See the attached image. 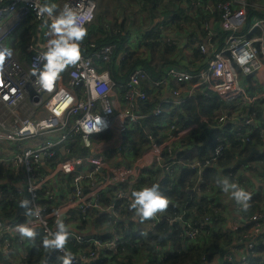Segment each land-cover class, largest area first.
<instances>
[{
	"label": "built area",
	"instance_id": "obj_1",
	"mask_svg": "<svg viewBox=\"0 0 264 264\" xmlns=\"http://www.w3.org/2000/svg\"><path fill=\"white\" fill-rule=\"evenodd\" d=\"M36 3L42 1L0 0V48L12 50V55L0 62V141L10 146L0 155V163L11 166L14 172L19 170L18 180L8 177L9 183L15 185L12 197L16 198L18 206L21 200L27 198L31 201L29 206L39 210V215L33 216L19 212L24 221L0 222V255L7 258V264H26L28 238L21 237L16 226L28 223L45 238L55 230V211L66 209L63 220L70 232L68 239L76 241L82 250L72 253V264H79L80 260L94 258L95 248L115 251L122 243L131 242L134 232L140 226H153L160 222L159 213L143 222L133 218L135 214L129 204L135 185H148L149 178L157 174L158 180H168L167 188H170L175 169L185 165L196 180L188 191L194 190L200 194L203 171L207 167H219L226 144L219 142L207 157L199 160L185 162L180 158L175 159L171 155L175 145L178 142L180 144V138L194 125L176 130L173 124L163 123L161 141L145 131L142 145L132 150L128 145L131 143L128 135L133 141L139 142V137L130 135V131L145 117L134 109L148 98L137 86L142 80L150 79V76L141 70H134L122 85L125 88L122 98L118 94V83L98 63L105 64L110 60L114 44L102 46L89 55L80 52V61L65 68L51 92L38 91L39 85L31 69L39 67L41 63L36 61V57L45 50L51 20L47 15L37 16L33 7ZM66 3L76 12L77 19L84 27L92 22L96 7L94 0H67L59 10ZM245 5V0H228L218 6L221 20L213 21L214 26L218 25L214 28L220 27L229 32L224 45L219 49L210 41V37L217 33L207 31L208 25L203 24L206 36L202 42L194 41L193 46L208 55L204 68L195 74L171 68L167 72L168 79L154 82L155 86H162L168 91L163 93V101L172 107L180 106L190 98L195 88L216 94L220 104L214 111L215 126L220 128L231 124L234 138L241 141L251 138L253 131L250 126L256 122L254 114L246 116L240 108L258 104L264 107V22L255 18L244 34L237 35L236 32L246 20ZM209 9L204 8L205 11ZM171 27L170 24L158 26L164 32L171 30ZM178 36L177 44L181 47L182 38ZM129 40H137V37H130ZM20 42L27 59H20L14 48ZM165 42L170 46L175 45L170 36L166 37ZM90 46L94 47V44ZM183 53L190 55L191 49L186 48ZM104 73H107L108 81L100 79ZM245 77L251 80L246 82L243 80ZM170 79L176 83L175 88L167 87ZM183 84L188 87L185 88ZM61 90L67 92L68 96L58 95ZM68 97L71 99L65 103ZM163 112L165 109L158 106L152 114L160 116ZM97 114L104 121V126L99 131L86 133L84 125H90L91 118ZM259 133L264 136V125L259 128ZM74 143H80L82 147L90 149L91 153L57 158L55 150L66 153ZM263 144L256 147L258 155H264ZM120 149L122 153H117ZM105 150L114 155H105ZM117 154H120V161L116 160ZM111 159L114 162L109 164ZM37 166L44 168L43 174L37 171ZM218 169L220 172L223 170ZM229 176L251 195L258 191L244 179L241 169L235 168ZM260 189H264V179ZM42 191L46 203L40 202ZM2 197L0 191V199ZM232 204L235 210L231 212L238 219L225 221L222 225L223 229L231 232L232 242L228 251L218 254L215 261L218 264L229 262L235 256L236 264H252L254 258L264 253V237L261 236L264 231V205L251 217H241L240 206L233 200ZM178 209L179 216L171 221H177L182 226L187 243H202V237L208 231L203 224L190 223L191 208H188L187 203L180 204ZM92 211L99 212L97 214L101 221L95 222L96 233L89 235L87 228L93 218L89 217ZM127 213L131 217L121 228ZM184 215L185 218H182ZM131 218L134 224L129 225L128 220ZM248 225L247 230L238 232ZM97 233H105L106 238L102 239ZM258 236H261L259 242ZM13 237L16 238L15 243ZM133 243L140 245L139 238H135ZM49 253L63 254L56 249H49ZM41 264L47 263L42 260Z\"/></svg>",
	"mask_w": 264,
	"mask_h": 264
},
{
	"label": "trees",
	"instance_id": "obj_2",
	"mask_svg": "<svg viewBox=\"0 0 264 264\" xmlns=\"http://www.w3.org/2000/svg\"><path fill=\"white\" fill-rule=\"evenodd\" d=\"M41 1L42 3L55 4V11H58L60 4L67 0H63L61 3H56L58 0ZM94 1L96 3L94 18L85 26L87 31L84 38L79 42L80 52L89 55L102 46L115 45L110 60L105 64L98 63L109 72L112 80L118 83L120 86L118 94L122 98L125 92L122 85L134 70H141L150 76V79L142 80L137 86L148 98L140 102L137 109H134L136 112L144 114L145 117L130 131V135L139 137V142L133 141L128 135L131 142L128 144L129 147L135 151V148L142 145V137L145 131L152 133L154 137H158V141H161L164 130L163 123L173 124L176 130L194 125L180 138V145L183 146V149L178 151V157L185 162L207 157L212 148L219 142L225 143L226 147L219 161V167L211 166L203 171L200 194L196 191L185 190L186 187L191 188L196 181L193 173L187 168L178 174L177 168L175 169V174L170 180V188H167L168 180H158L157 174L149 178L150 184L148 185L158 183L160 191L167 197L169 203L163 210L164 214L161 221L154 229L145 231L142 240L139 239L142 246H133L131 243L136 237L142 235L143 226L137 228L131 242L122 243L112 252L93 248L96 256L88 261L80 260L79 264H218L215 258L221 252L224 254L228 251L233 237L231 232L222 228L229 212L228 206L224 203L223 192L216 183L220 173L218 168L223 169L224 176H228L230 171L234 172L235 168L241 170L246 168L240 165L235 166V164L237 159L248 156L252 148L264 143V136L259 133V128L264 125V107L262 104H258L253 107L243 106L240 108L241 113L246 116L254 114V121L256 122L250 126V130L253 131L251 138L247 141H241L234 138L231 124L228 127L218 128L215 126L214 111L220 104L216 94L209 90L201 91L199 88H195L192 90L190 98L179 104L180 106L174 105L175 107H172L163 101V93L168 91L162 86H155L154 82L164 78L168 79L167 72L171 68L195 74L206 66L208 55L203 54L198 47H194L193 43L196 40L202 42L207 31H215L217 35L210 37L211 43L218 49L224 45L229 32L220 27L214 28L213 21L219 22L221 20V11H219L218 6L228 0ZM245 2L246 20L242 28L236 32L237 35L244 34L255 18L264 22V0H245ZM205 7H210V9L205 11ZM205 23L208 25L207 31L203 29ZM160 24H170L172 29L164 32L158 28ZM131 31H138L137 40H129ZM178 35L182 38L181 47L177 44L179 42ZM168 36L174 40L173 44L175 45L170 46L165 42ZM91 43L94 44V47L90 46ZM14 48L20 59H27L21 42L14 45ZM186 48L191 49L190 55L183 53ZM243 80L248 82L251 79L245 77ZM183 85L185 88L188 87L187 84ZM167 87L175 88L176 83L170 79ZM170 97L172 98V96ZM158 106L163 107L165 112L160 116H153V110ZM119 152L122 150L120 149ZM55 153L57 158H64L91 152L90 149L82 147L80 143H74L66 153H61L58 149L55 150ZM249 162L258 164L257 173L263 180L264 155L253 154ZM37 171L43 174L44 168L37 166ZM5 175L18 180L11 166L0 163V181ZM229 178L232 177L229 176ZM14 186L10 183L3 184L0 182V191L3 194L0 199L1 223L4 221H24V217L17 213L19 207L17 200L12 197ZM138 188L140 185H135V189ZM260 190L250 196L249 207L240 212L241 217H251L252 214L262 209L264 192ZM43 195L44 192L42 191L40 202L46 203L47 199ZM183 203H187L188 208H191L189 209L190 223L203 224L204 229L208 231L207 235L202 237V243H187L182 226L177 221H171L174 217L179 216L178 206ZM232 210L235 208L232 207L230 211ZM97 213L99 212L92 211L89 217H97L98 219ZM130 217L131 214L127 213L121 223V228ZM182 218H185V215ZM97 221L101 220L98 219ZM106 221L107 219H105ZM128 224H134V220L131 218L128 220ZM249 226L240 228L238 232L247 230ZM35 233L33 238L27 239L29 246L25 258L26 264H41L42 260H45L47 264H59L61 254L49 253V249L43 247L44 236L42 233L40 231ZM104 234H99L102 239L106 238V234ZM261 236L264 237V231ZM261 236H258V242ZM15 239V237L12 238L14 243ZM65 248L70 249L72 253L82 251L79 244L70 239L67 240ZM253 260L252 264H264V253ZM236 262V257L233 256L231 261L219 264H236Z\"/></svg>",
	"mask_w": 264,
	"mask_h": 264
},
{
	"label": "clouds",
	"instance_id": "obj_3",
	"mask_svg": "<svg viewBox=\"0 0 264 264\" xmlns=\"http://www.w3.org/2000/svg\"><path fill=\"white\" fill-rule=\"evenodd\" d=\"M36 9L37 16H45L51 20L49 25V38L45 43V50L36 57V61L41 62L39 67H33L31 69L32 75L35 77L36 82L39 85L38 91L51 92L54 87V83L60 77V74L70 65H76L81 58L79 42L86 35V28L83 23L77 19V14L69 4H65L62 9L55 11L56 5L45 3L33 4ZM12 50L10 48H0V62L4 60L6 56H11ZM100 79L108 81L107 73L101 75ZM58 95L67 97L68 94L64 90H61ZM70 97L65 100V103L70 101ZM107 111V110H106ZM91 124L84 125V131L91 133L93 131H99L104 126V121L100 115H96L91 118ZM256 149V148H255ZM122 153V152H117ZM109 156L107 150L104 152ZM257 154V153H254ZM112 157V155L110 156ZM114 162L112 159L110 160ZM251 165L258 166L253 163ZM216 183L221 191L228 193L231 199L240 206L241 210H247L249 207L248 201L250 199V193L236 181L231 180L228 176H218ZM168 199L160 191L158 183H152L151 185H145L138 189H134L131 192V201L129 208L134 211V219H138L143 222L145 219L155 216L159 213L160 221L164 214V209L168 206ZM31 201L27 198L20 201L19 207L24 210L25 215L33 216L39 215V210H34L29 205ZM66 209H59L55 211V230L51 231L48 236L42 240L43 247L45 249L61 250L62 255L59 257L60 264H72L73 254L70 249L65 248V244L69 238L70 232L66 227L63 215ZM92 217V216H91ZM100 219V217H98ZM143 230L140 237H136L142 240L145 235V231L154 229L156 225L148 226L142 225ZM140 226L139 228H142ZM16 231L21 237L33 238L35 236L34 226L28 223H21L16 226ZM133 246H142L135 245Z\"/></svg>",
	"mask_w": 264,
	"mask_h": 264
},
{
	"label": "crops",
	"instance_id": "obj_4",
	"mask_svg": "<svg viewBox=\"0 0 264 264\" xmlns=\"http://www.w3.org/2000/svg\"><path fill=\"white\" fill-rule=\"evenodd\" d=\"M183 146L180 145V144H176L173 151H172V157H174L175 159H178L179 155H178V151L182 150ZM262 148H264V144L262 146ZM261 148V149H262ZM8 149H10V146H7L5 143L1 142L0 141V155H3V152L7 151ZM111 155H114V154H109V156ZM116 156V160L117 161H120V154H117L115 155ZM243 167H246L244 170H241L244 174V179L252 186L253 189H260L261 186H262V178L260 177V175L257 173V169L256 167H254L253 165H250V162H248L246 165H243ZM184 168H186L185 165H179L177 167V174L179 172H181ZM15 174V177H19V170H17V172H14ZM219 175H224L222 172L219 173ZM160 176H162L160 174ZM11 179V178H10ZM0 182L2 183H5V182H8L9 183V179H8V176L5 175L3 180H1ZM259 185H258V184ZM20 186V184L18 185V187ZM186 187V186H185ZM188 188L186 187L185 190H187ZM194 191V190H193ZM226 202L225 204L228 206V217L226 219L227 222H230V221H236L238 219L237 215L235 213H232L230 210H229V207H232L231 205V202H232V199L230 197V195L228 193H226ZM98 219L96 218H92L91 219V222H89L90 224L88 225V228H87V234L89 235H93L94 233H96V227H95V222L97 221ZM143 230L147 229V228H142ZM98 235V234H96ZM0 261L2 262V264H7L8 263V260L5 256H1L0 258Z\"/></svg>",
	"mask_w": 264,
	"mask_h": 264
},
{
	"label": "water",
	"instance_id": "obj_5",
	"mask_svg": "<svg viewBox=\"0 0 264 264\" xmlns=\"http://www.w3.org/2000/svg\"><path fill=\"white\" fill-rule=\"evenodd\" d=\"M217 26H218V25L216 24L214 27H217ZM254 153H257V149L252 148V149H251V152L248 154V156H246V157H244V158H241V159L237 160L235 165H238L239 163H241V164H243V165L247 164V162L251 159V157H252V155H253ZM257 184H258V183H257ZM258 185H259V184H258ZM19 212H24V210H23L22 208L18 207V208H17V213H19Z\"/></svg>",
	"mask_w": 264,
	"mask_h": 264
},
{
	"label": "rangeland",
	"instance_id": "obj_6",
	"mask_svg": "<svg viewBox=\"0 0 264 264\" xmlns=\"http://www.w3.org/2000/svg\"><path fill=\"white\" fill-rule=\"evenodd\" d=\"M63 0H58V1H56V3H61ZM62 4V3H61ZM61 4H60V6H61ZM137 34H138V31H131V37H135V36H137ZM109 164H112V161H109ZM261 191L262 192H264V189H261ZM223 198L225 199V201L224 202H226V193H224L223 195ZM137 264H140V263H137ZM143 264V263H142Z\"/></svg>",
	"mask_w": 264,
	"mask_h": 264
},
{
	"label": "flooded vegetation",
	"instance_id": "obj_7",
	"mask_svg": "<svg viewBox=\"0 0 264 264\" xmlns=\"http://www.w3.org/2000/svg\"><path fill=\"white\" fill-rule=\"evenodd\" d=\"M239 159H240V158H239ZM239 159H237V160H239ZM250 160H251V159H250ZM250 160H249V161H250ZM249 161H248V162H249ZM248 162H247V163H248ZM251 164H253V162H250V165H251ZM238 165L243 166V164H241V163H239ZM245 165H246V164H245ZM236 166H237V165H236Z\"/></svg>",
	"mask_w": 264,
	"mask_h": 264
}]
</instances>
